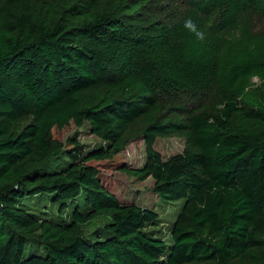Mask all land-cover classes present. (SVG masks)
<instances>
[{
    "label": "trees",
    "instance_id": "trees-1",
    "mask_svg": "<svg viewBox=\"0 0 264 264\" xmlns=\"http://www.w3.org/2000/svg\"><path fill=\"white\" fill-rule=\"evenodd\" d=\"M174 1L176 16L160 0H0V264H264V0ZM73 125L104 144L63 138ZM136 136L141 168L124 155ZM173 136L186 147L165 160L154 145ZM122 175L183 203L168 241ZM41 195L71 220L23 204Z\"/></svg>",
    "mask_w": 264,
    "mask_h": 264
},
{
    "label": "rangeland",
    "instance_id": "rangeland-1",
    "mask_svg": "<svg viewBox=\"0 0 264 264\" xmlns=\"http://www.w3.org/2000/svg\"><path fill=\"white\" fill-rule=\"evenodd\" d=\"M177 3L178 2L175 3L174 0H160V2L153 6V11L160 14L161 12H164L168 13L170 16H176L179 14V9L181 8V6H179L180 4ZM255 83L260 82L256 79ZM180 99L188 109L191 107L196 108L205 103L203 98L193 94H183L180 96ZM72 133L78 134L80 142L84 144L87 149L104 144L102 140L91 134L87 125L80 128L73 125L72 129L64 134L63 138L70 136ZM185 147L186 139L181 136L158 138L154 145L155 150L158 151L165 160L182 153ZM124 155L131 167L141 168L146 162V149L143 139L140 136L133 138L126 146ZM121 182L125 185L122 188L125 198L143 208L151 209L158 214L159 223L155 230L158 232V236L167 240L169 232L181 211L183 203L163 201L154 190L155 181L152 178H146L142 182H134L132 178L122 175ZM78 203L83 205L82 200H79ZM23 204L39 217L43 218L48 216L56 221L71 220L73 207H70V209L66 210L64 213H61L60 207L54 204L51 197L48 195L26 198L24 199ZM109 223L110 218L107 215H99L88 223L82 225L80 231L83 236L87 238H95L97 234L104 231ZM26 257H28V255H26Z\"/></svg>",
    "mask_w": 264,
    "mask_h": 264
},
{
    "label": "clouds",
    "instance_id": "clouds-1",
    "mask_svg": "<svg viewBox=\"0 0 264 264\" xmlns=\"http://www.w3.org/2000/svg\"><path fill=\"white\" fill-rule=\"evenodd\" d=\"M185 27L188 28V29L194 30V31L196 30L195 23H194V21L191 20V18L186 20ZM196 34H197V36H202L203 35V33L199 32V31H197Z\"/></svg>",
    "mask_w": 264,
    "mask_h": 264
}]
</instances>
